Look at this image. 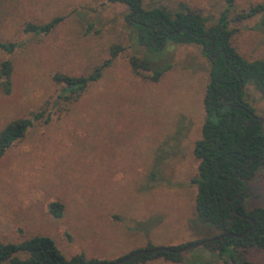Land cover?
<instances>
[{"label": "rangeland", "instance_id": "obj_1", "mask_svg": "<svg viewBox=\"0 0 264 264\" xmlns=\"http://www.w3.org/2000/svg\"><path fill=\"white\" fill-rule=\"evenodd\" d=\"M263 1L234 0L228 11L231 42L247 60L264 58L262 16L233 18ZM179 3L208 24L226 9L224 0H142V7L175 11ZM128 13L125 4L107 0H0V42L13 45L0 48V63L12 67L10 93L0 85V130L42 107L51 115L0 158V242L47 235L68 258L114 259L147 244H186L217 233L197 216L191 182L210 61L200 45L168 43L163 60L153 62L171 63L158 81L135 74L129 57L150 55ZM54 17L61 19L49 33L24 32L27 23ZM114 45L122 50L98 80L73 101L59 97L54 74L86 75ZM244 90L264 130V98L251 83ZM249 185V206H264V172ZM53 201L63 204L60 217L49 212ZM182 251L180 263L143 264H197L195 256L220 264L202 245ZM243 255L264 264V249Z\"/></svg>", "mask_w": 264, "mask_h": 264}, {"label": "trees", "instance_id": "obj_2", "mask_svg": "<svg viewBox=\"0 0 264 264\" xmlns=\"http://www.w3.org/2000/svg\"><path fill=\"white\" fill-rule=\"evenodd\" d=\"M107 1L127 6L126 20L134 26L139 45L150 55L129 57L135 74L148 72L151 81H158L171 63L158 66L153 62L163 60L168 43L200 45L201 52L208 57L209 79L202 99L205 117L200 137L193 146L198 166L191 182L196 185L197 216L217 233L203 238L207 242L202 246L220 264H258L243 254L264 249V206H249V182L264 172V130L245 98L244 86L251 83L264 98V58L247 60L233 46L228 11L234 6V0H224L226 9L213 24H208L207 17L184 3L171 11L162 7L144 8L142 0ZM257 14L262 16L259 25H264V1L238 11L233 20ZM60 19L54 17L43 24L27 23L23 29L24 32L47 34ZM0 48L11 51L13 45L0 42ZM121 50V46H112L109 57L86 75L54 74L55 83L62 85L59 97L69 102L78 98L88 84L101 77L103 69ZM11 72L9 60L0 63V85L4 94L10 93ZM50 119V113L42 107L28 117L8 122L0 130V158L34 122ZM48 209L54 217H60L63 204L53 201ZM220 235L224 236L211 239ZM193 242L196 241L169 246L147 244L114 259H86L83 253L68 258L51 237L34 235L20 242H0V264H143L156 259L180 263L184 260L182 248ZM195 257L197 264H209L208 260Z\"/></svg>", "mask_w": 264, "mask_h": 264}, {"label": "water", "instance_id": "obj_3", "mask_svg": "<svg viewBox=\"0 0 264 264\" xmlns=\"http://www.w3.org/2000/svg\"><path fill=\"white\" fill-rule=\"evenodd\" d=\"M211 51H212V48H211ZM216 55H214L213 57H215ZM243 88V86H241ZM259 118V117H258ZM259 122H262V120L259 118L258 120ZM224 235H220V236H215V237H212L211 239L214 240V239H217V238H220V237H223ZM207 242V239H203V240H199L197 242H194L192 244H188L186 245L185 247L182 248V250H185V249H191V248H195V247H198V246H201L203 244H205Z\"/></svg>", "mask_w": 264, "mask_h": 264}]
</instances>
